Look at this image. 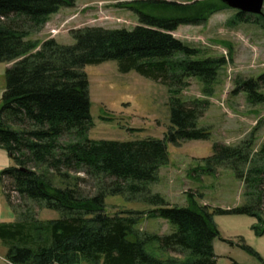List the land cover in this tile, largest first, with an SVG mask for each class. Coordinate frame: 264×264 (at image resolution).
Here are the masks:
<instances>
[{"label":"trees","instance_id":"trees-1","mask_svg":"<svg viewBox=\"0 0 264 264\" xmlns=\"http://www.w3.org/2000/svg\"><path fill=\"white\" fill-rule=\"evenodd\" d=\"M76 0H0V63H14L6 71L0 104V147L14 162L1 179L12 182V192L41 203L61 214L39 220L27 214L23 221L0 223V240L9 264H217L214 241L220 238L217 213L256 217L264 224V143L254 149L253 138L237 146L215 144L204 173L231 169L244 185L245 205L232 211L210 209L196 196L188 206L171 205L149 186L160 179V170L172 164L168 145L206 141L211 132L199 127L210 103L182 100L179 95L197 78L207 97L226 58L197 60L201 51L173 36L181 26H198L228 8L220 0H135L139 25L126 29L84 28L73 31L75 45L54 39L28 40L48 18ZM156 11L157 13H154ZM250 16L238 12L237 21ZM117 61L123 74L132 71L169 88L170 123L163 139L134 142L91 141V99L84 69ZM264 74L237 83L251 104L264 103ZM78 141L61 144L65 135ZM85 171L110 183L93 197L83 196L79 178L62 169ZM50 175L69 181L54 184ZM10 199L9 189L4 187ZM132 196L152 209L149 212H107L109 196ZM165 219L177 227L170 235L141 234L144 216ZM184 255V260L161 259L150 252ZM152 247V246H151ZM245 250L247 248L244 247Z\"/></svg>","mask_w":264,"mask_h":264},{"label":"rangeland","instance_id":"rangeland-1","mask_svg":"<svg viewBox=\"0 0 264 264\" xmlns=\"http://www.w3.org/2000/svg\"><path fill=\"white\" fill-rule=\"evenodd\" d=\"M134 1L76 0L73 7L62 8L50 16L28 40L42 43L54 39L61 45L72 46L76 41L71 34L79 29L99 27L132 31L139 25ZM238 12L225 8L201 25L181 26L173 33L177 39L201 51L197 60L224 57L227 61L212 85V97L205 95L204 85L197 78L187 79L188 86L179 95L184 101L208 100L210 105L199 120V127L210 130V139L176 146L169 144L172 164L161 168L159 181L149 186L153 194H160L179 208L188 206L191 194L201 205L213 210L227 212L244 206L245 188L235 173L224 167L215 173H204L207 164L204 159L213 155L215 144L237 146L253 138L254 149L258 150L264 143V103L251 104L245 93L235 94L239 81L257 79L264 74V8L262 15L247 14L251 17L247 23L237 21ZM14 63H0V89L5 87L6 71ZM84 71L88 76L92 103L88 139L134 142L164 138L171 126L169 99L172 94L167 86L135 71L123 74L117 61L89 65ZM260 92L264 94V89ZM73 141H78L74 134L65 135L60 142L67 145ZM14 165L12 160L11 166ZM62 172L79 178V190L86 197L95 196L110 183L95 179L85 171L63 168ZM50 176L58 187L69 183ZM4 187L9 189L10 199L6 197ZM11 190L12 182L6 180L5 183L0 175V223L23 221L27 214L39 220L61 217L59 212L46 209L41 203L20 197ZM106 206L107 212L113 215L126 209L144 212L152 209L141 198L118 195L109 196ZM215 223L221 235L214 241L217 264H264L262 222L249 215L217 213ZM138 229L141 234L165 236L175 232L177 227L165 219L144 216ZM151 246L150 252L156 257L184 260V255L163 253L157 251L156 245ZM0 264H8L1 240Z\"/></svg>","mask_w":264,"mask_h":264},{"label":"water","instance_id":"water-1","mask_svg":"<svg viewBox=\"0 0 264 264\" xmlns=\"http://www.w3.org/2000/svg\"><path fill=\"white\" fill-rule=\"evenodd\" d=\"M228 8L237 10L240 13L262 15L264 0H220Z\"/></svg>","mask_w":264,"mask_h":264},{"label":"crops","instance_id":"crops-1","mask_svg":"<svg viewBox=\"0 0 264 264\" xmlns=\"http://www.w3.org/2000/svg\"><path fill=\"white\" fill-rule=\"evenodd\" d=\"M4 89H0V104L3 97ZM12 159L8 156L5 150L0 149V175L3 170L11 166ZM148 216V215H146ZM150 217V216H149ZM9 264V263H8Z\"/></svg>","mask_w":264,"mask_h":264}]
</instances>
